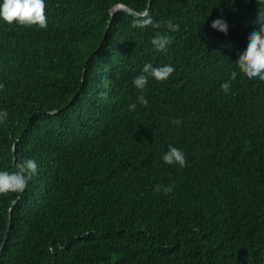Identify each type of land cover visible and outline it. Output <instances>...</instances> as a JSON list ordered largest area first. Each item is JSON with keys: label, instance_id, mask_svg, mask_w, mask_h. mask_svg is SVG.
Listing matches in <instances>:
<instances>
[{"label": "trees", "instance_id": "obj_1", "mask_svg": "<svg viewBox=\"0 0 264 264\" xmlns=\"http://www.w3.org/2000/svg\"><path fill=\"white\" fill-rule=\"evenodd\" d=\"M149 1L46 0L44 29L0 22V170L38 165L0 194V264H264V81L235 64L256 2L152 0L159 29L111 15ZM167 20L180 30L156 52ZM144 63L175 72L130 112ZM170 145L185 167L163 163Z\"/></svg>", "mask_w": 264, "mask_h": 264}, {"label": "clouds", "instance_id": "obj_2", "mask_svg": "<svg viewBox=\"0 0 264 264\" xmlns=\"http://www.w3.org/2000/svg\"><path fill=\"white\" fill-rule=\"evenodd\" d=\"M248 0H245L247 3ZM257 5L256 19L254 26L248 31L246 45L239 51L235 64L238 69L249 79H258L264 81V0H255ZM46 0H0V22L12 25L36 26L41 29L47 27L48 19L46 15ZM141 17L136 25L140 28L152 26L155 29L161 27L159 21H154L152 15L147 10L139 13ZM210 27L220 33L228 31L229 25L222 17L212 20ZM164 33L157 32L151 39V45L156 52L165 53L171 44V37L167 33H176L180 30V25L173 23L172 20L163 22ZM175 67L171 64H162L154 66L152 63H144L140 73L133 80V86L139 90L140 94L136 101L127 105L128 110H136L137 104L141 106L148 105V99L144 95L149 78L156 81L168 80ZM237 69L231 71L229 79L221 81V87L229 89L232 79L237 76ZM4 84L0 83V90H3ZM8 120V111L0 108V125H4ZM176 125L180 120L174 121ZM162 161L166 165H175L183 168L186 165L184 152L175 147L169 146L168 150L162 155ZM13 171L0 170V194L23 193L29 186L33 177L38 174V165L35 159L18 158L15 162ZM172 185L154 186V192H172Z\"/></svg>", "mask_w": 264, "mask_h": 264}, {"label": "water", "instance_id": "obj_3", "mask_svg": "<svg viewBox=\"0 0 264 264\" xmlns=\"http://www.w3.org/2000/svg\"><path fill=\"white\" fill-rule=\"evenodd\" d=\"M151 3H152V0L149 1V6H148V9H147L148 12L150 11ZM121 11L126 12V13H128V14H131V15H133V16H135V17H139V18H141V17L139 16V13L135 12V11L132 10L131 8H129V7H127V6H124V5H117V6H115L114 8H112V9H111V15H115L116 13L121 12ZM108 29H109V27L107 28V31H108ZM14 150H15V148H14ZM15 161H16V157H15ZM12 210H13V207L11 208L10 211H12ZM10 219H11V215H10ZM10 228H11V227L9 226L8 231H7V234H6L5 239H4V241H3V244H2V246L0 247V256H1V253H2L3 248H4V246H5V243H6V241H7V236H8V234H9Z\"/></svg>", "mask_w": 264, "mask_h": 264}]
</instances>
